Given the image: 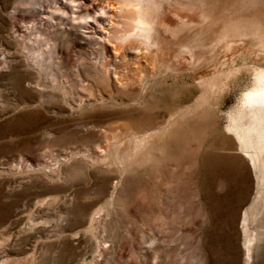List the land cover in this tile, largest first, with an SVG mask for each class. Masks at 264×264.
Wrapping results in <instances>:
<instances>
[{
  "label": "rangeland",
  "instance_id": "374dc122",
  "mask_svg": "<svg viewBox=\"0 0 264 264\" xmlns=\"http://www.w3.org/2000/svg\"><path fill=\"white\" fill-rule=\"evenodd\" d=\"M109 2L0 0V264H264V231L247 252L244 230L264 229V209L242 218L257 169L227 130L253 69L264 68L262 34L222 38L218 59L196 69L211 50L193 46V60L175 45L163 50L174 68L138 102L135 84L104 79L101 62L130 73L143 63L133 51L126 64L115 59ZM194 32L175 41L191 44ZM32 55L48 58L28 66ZM224 73L215 94L200 83ZM96 96L111 100L78 112L63 101ZM154 128L157 140L134 158L133 137Z\"/></svg>",
  "mask_w": 264,
  "mask_h": 264
},
{
  "label": "bare ground",
  "instance_id": "6f19581e",
  "mask_svg": "<svg viewBox=\"0 0 264 264\" xmlns=\"http://www.w3.org/2000/svg\"><path fill=\"white\" fill-rule=\"evenodd\" d=\"M107 12L110 14V18H108L109 26L113 31L110 29L112 33L108 30V32L105 31L107 32L105 34L108 36L107 42H109V39L112 41H110V44L114 49L113 54L115 59L118 58V61H120L119 64H121V62L126 64L129 55L128 52L133 51V55L130 56L135 58V61L138 65L140 61H143V63H141V68H137L136 65L134 71L130 73L129 69V71H120L125 67H122L118 70V65L116 64L114 68L109 66L111 68L110 69L106 66V61L101 62L100 65L104 69H102L104 79L110 80V78L113 77V83L119 87H127L131 84H135L139 90V99H137L138 102H148L149 100L144 98L145 92L147 90H151L157 83L161 82L165 73L169 69L174 68L172 63L165 62L164 55L162 53L163 50L170 48L174 49L172 47L176 46L178 49L180 48L183 53H188L190 55L189 57H192V60L193 56L191 54H193L195 47H199L198 50L201 51L211 50L210 55L204 56L198 61V63L195 65L196 69L203 67L208 63L215 62L218 59L222 50L218 48L214 49V46L226 36H233V38H236L248 33H257L259 35L262 34L264 40V0H115L114 3L109 4L108 11H104V13ZM193 13H197L199 19L192 23V20L190 21L189 17ZM93 16L95 15L93 14ZM81 19H79L77 23L81 21ZM84 20L85 19H83V21ZM186 31H195L193 33L195 35L193 43H185V45H182V42L175 41L182 33ZM12 33L13 32L11 31L10 27L9 31L6 33L8 42H10V40L15 36ZM209 37L211 40L207 41ZM34 41L37 43L39 40L35 39ZM195 41L198 43L196 44ZM234 42L235 40L228 41L224 48L232 49ZM193 46L195 47L193 48ZM39 56L38 58L34 57L33 55L25 57L26 65L33 66L34 64H40V62L46 58H39ZM29 60H33L34 64L29 63ZM7 62H5V64ZM130 62L132 61L130 60ZM136 62L134 63L136 64ZM177 62L178 64H182L179 59ZM94 64L96 63L94 62ZM125 64L124 66H126ZM182 65H184V63ZM133 68L131 70H133ZM140 71H143L142 75H139ZM133 74L135 76L138 74L139 77H135ZM226 76V73L216 74L202 80L200 83L204 85V88L206 87V91L215 94L221 89L223 85V79L226 78ZM54 77L55 75L52 78L54 79ZM53 83V88L64 94V88L60 86L61 84H55V81H53ZM83 87L85 88L84 84ZM87 87L88 84L86 88ZM243 90V93L240 95V97H238L236 105L228 111L227 130L231 131L233 134L238 143L239 149L243 150L248 156L249 164L255 170L257 169L258 182L256 196L252 199L249 206L244 210L242 216L243 220L246 222L259 217V215L263 213L262 211L264 209V68L253 69L252 84ZM206 93L208 92H204L203 97L200 98L202 99L200 102H207L205 99ZM92 100V102L80 100L77 104H70L65 98L63 101L67 103L70 112H78L83 108L91 107L93 104H106L109 100H111V98L105 99L96 96V98ZM191 107L192 106H190V108ZM172 121L170 122L172 123ZM158 135L159 131L154 128L149 132H143L140 135L134 136L133 141H131V143H133L132 146L134 151L131 155H134L135 158L138 155L137 153L140 151V149L142 150L144 144L154 143L155 140H157ZM226 138L227 140L230 139L228 136H226ZM116 142H118V140L116 138L113 139L112 143ZM128 156L126 157L128 158ZM106 157V155L103 158L97 157L96 162L101 165L103 164ZM115 159L117 162H121L123 157L118 154ZM94 215L89 214L88 223L93 220ZM244 230L247 243L245 248L248 252L251 248V244L257 237L256 235L262 233L264 229L253 233V231H249V229H247V225H245ZM253 230H255V228Z\"/></svg>",
  "mask_w": 264,
  "mask_h": 264
}]
</instances>
